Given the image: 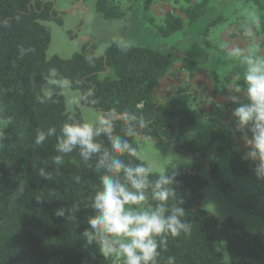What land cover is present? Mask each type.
Instances as JSON below:
<instances>
[{"label":"trees","instance_id":"trees-1","mask_svg":"<svg viewBox=\"0 0 264 264\" xmlns=\"http://www.w3.org/2000/svg\"><path fill=\"white\" fill-rule=\"evenodd\" d=\"M129 1V9L140 7L141 19L162 38L184 29L182 17L170 11L156 23L150 13L154 0ZM253 3L260 16L249 25H253L263 45L264 2L253 0ZM209 4L210 0H198L182 7L180 12L191 24L207 11ZM94 9L107 21L126 16L115 0H95ZM48 21L62 24L51 2L0 0V119L5 122L0 135V264H122L114 257L99 254L97 246L87 245L82 236L88 228V217L95 214L89 206L90 199L99 187L100 176L105 174L104 169L97 171L95 165L104 149L111 153L109 134L94 138L102 151L89 161L83 160L78 147L67 154L56 151L63 123L83 121L78 109L66 110L59 84H51L48 93L42 91L43 85L52 79L51 72L54 79L66 80L70 90L80 93V105L100 112L111 122L110 135L128 140L137 153L138 136L166 143L173 152L194 159L191 170L165 171L167 175L177 173L169 186L175 196L168 200L167 207H182L183 220L192 227L188 234L168 237L167 250L161 252L158 264H167L169 256L175 257V264H226L221 242L230 264H264L262 234L245 230L231 217L219 220L201 207L202 190L207 182L197 172L205 163V147L196 139L180 137L195 124L187 88L179 87L161 102L155 100L159 81L170 75L174 54L110 43L103 55L95 56L87 41L83 50L70 58L57 55L47 58L50 28L42 22ZM179 64L184 70L198 68V62L189 57H182ZM207 75L214 94L225 92V86L218 89L219 85L234 83L231 76L221 77L212 70ZM236 84L243 85L241 81ZM89 90L93 94L85 98ZM51 126L56 127V135L40 146L35 145L37 129L47 131ZM129 128L135 135L127 134ZM210 143L215 145L214 161L209 166L213 179L222 181L216 160L228 152L233 154L229 161L231 176L240 179L252 176L250 164L233 152L237 146L235 137L212 124ZM57 155L63 158L61 165L53 162ZM112 155L129 166L145 165L126 152ZM41 170L46 175H40ZM157 176L152 173L149 179ZM120 177L123 179V173ZM146 194L148 199L142 206L154 207L158 202L151 198V189ZM60 209L64 210L63 216L55 214Z\"/></svg>","mask_w":264,"mask_h":264},{"label":"rangeland","instance_id":"rangeland-1","mask_svg":"<svg viewBox=\"0 0 264 264\" xmlns=\"http://www.w3.org/2000/svg\"><path fill=\"white\" fill-rule=\"evenodd\" d=\"M51 2L60 16L62 24L55 21L42 22L50 28V44L46 57L57 55L67 59L72 54L81 52L89 42L95 56L103 55L110 43L121 45L144 46L160 52H172L175 62L170 75L161 81L155 94V100L163 101L173 95L179 87H186L190 99V109L195 118V124L186 128L181 134L182 139H196L205 147V163L198 175L207 182L202 190L201 207L219 220L227 217L242 225L245 230L264 236V180L250 178H233L230 174L229 161L231 152L216 162L219 165L222 181L212 178L209 166L213 163L214 144L210 143V128L212 124L223 130L240 142H244L242 134L236 131V125L231 115L236 107L229 99V94L243 97V91L235 92L237 87H245L243 74L246 71L245 56L264 57V44L255 35V39L243 35L247 24L260 16L253 0H210L207 11L195 22L188 24L181 14V8L198 0H154L150 13L156 23H160L166 12L180 16L184 29L168 38H162L152 27L140 17V7L130 10L129 0H115L120 4L126 16L120 20L107 21L100 18L94 9L95 0L76 2L75 0H38ZM264 2V0H261ZM215 20V24L211 23ZM247 23V24H246ZM87 39V40H85ZM239 46L245 51L238 57L229 55V48ZM182 57H189L198 62V68L184 70L180 68ZM215 71L219 76L233 78L231 85L225 86V92L214 94L209 71ZM52 79L43 85L42 91L48 93L51 84H59L65 98L66 110L73 112L78 109L83 123L99 124L104 119L100 112L90 107L80 105L81 97L77 91L69 89L66 80ZM103 75H99L102 79ZM241 81L242 86L236 82ZM5 122L0 119V133ZM139 145L137 158L151 168L152 173L159 174L161 170L185 168L191 170L194 159L189 155L173 152L166 143H156L143 137H136ZM240 146L244 147V144ZM241 148V147H240ZM244 155V148L237 146L233 152ZM252 172V171H251ZM146 207V206H141ZM223 247L226 264L229 257Z\"/></svg>","mask_w":264,"mask_h":264},{"label":"clouds","instance_id":"clouds-1","mask_svg":"<svg viewBox=\"0 0 264 264\" xmlns=\"http://www.w3.org/2000/svg\"><path fill=\"white\" fill-rule=\"evenodd\" d=\"M255 23L258 24V21ZM243 35L254 40L253 25L245 27ZM244 51L239 46H232L229 55L238 57ZM245 63V87L243 90L239 87L235 89L237 93L243 91V97L229 94L230 101L236 105L231 115L235 130L244 138L242 160L250 164L257 180H264V57L247 55ZM92 94L89 90L85 98ZM99 124L65 122L55 145L56 151L63 154L71 153L78 147L83 160L89 161L94 154L102 151V146L94 138L102 133L109 134L111 153L104 149L95 165L97 171L104 169L105 173L100 176L99 187L90 199L89 206L95 214L88 217V228L82 236L87 245L95 244L99 254L105 258L114 257L122 264H158L161 252L167 250L168 237L188 234L192 227L183 220L185 210L182 207H167L168 200L175 196L174 189L169 186L177 173L167 175L161 170L154 180H150L151 168L143 163L134 167L126 165L112 154L126 152L130 156H137V149L128 140L110 135L112 125L107 118L100 120ZM127 134L131 136L135 132L129 128ZM54 135L55 126L47 131L37 129L34 143L40 146ZM53 162L61 165L62 156H55ZM120 173H123V179ZM40 175L46 174L41 170ZM148 189H151V198L158 203L154 207H141L148 199ZM55 214L63 216L64 210L60 209ZM167 264H175V257L169 256Z\"/></svg>","mask_w":264,"mask_h":264},{"label":"crops","instance_id":"crops-1","mask_svg":"<svg viewBox=\"0 0 264 264\" xmlns=\"http://www.w3.org/2000/svg\"><path fill=\"white\" fill-rule=\"evenodd\" d=\"M80 4H82V2H81ZM85 40H87V39H85ZM166 77H167V76H166ZM166 77H164V78H166ZM164 78H162V79L159 81V84L157 85L156 91H157L159 88L161 89L160 84H161V81H162ZM156 91H155V94H156ZM155 94H154V97H155ZM236 143H237V147H238L239 149L244 148V147L240 146L241 144H244V142H242V141L240 142V139H239V140L236 139ZM240 147H241V148H240ZM239 154H241V156H243L242 151H241V152L239 151Z\"/></svg>","mask_w":264,"mask_h":264},{"label":"water","instance_id":"water-1","mask_svg":"<svg viewBox=\"0 0 264 264\" xmlns=\"http://www.w3.org/2000/svg\"><path fill=\"white\" fill-rule=\"evenodd\" d=\"M195 173V172H194Z\"/></svg>","mask_w":264,"mask_h":264}]
</instances>
